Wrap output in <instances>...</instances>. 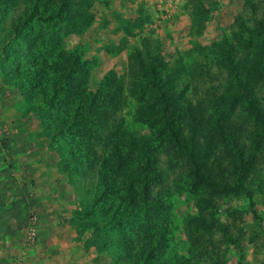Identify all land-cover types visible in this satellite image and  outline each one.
Masks as SVG:
<instances>
[{"label":"rangeland","instance_id":"374dc122","mask_svg":"<svg viewBox=\"0 0 264 264\" xmlns=\"http://www.w3.org/2000/svg\"><path fill=\"white\" fill-rule=\"evenodd\" d=\"M62 2L0 0V264L17 256L27 264H264V132L255 137L259 124L246 111L248 101L264 110V0H72L64 18H27L34 9L56 13ZM229 44L245 62L246 102L224 96L231 88L218 60ZM140 54L160 55L173 72L177 58L184 62L174 102L193 158L156 119H137L129 83ZM73 55L71 86L62 70ZM32 63L36 77L23 71ZM55 71L58 92L48 85ZM117 80L125 102L114 115L125 131L150 137L147 150L161 171L151 188L169 200L119 217L109 192L96 201L115 152L101 127L112 115L111 100L103 103L109 95L87 107ZM81 99L86 108L77 118ZM241 155L252 157L245 177L231 181L242 188L224 189L222 171L237 178ZM196 167L205 181L195 180ZM33 216L37 236L26 243Z\"/></svg>","mask_w":264,"mask_h":264},{"label":"trees","instance_id":"16d2710c","mask_svg":"<svg viewBox=\"0 0 264 264\" xmlns=\"http://www.w3.org/2000/svg\"><path fill=\"white\" fill-rule=\"evenodd\" d=\"M63 1V4L59 6L56 13L52 12L44 15L43 12L34 9L27 15L28 20L33 19L43 22L44 24H49L58 19L64 18L68 11V3H72V0ZM200 20L201 18L199 17L198 21ZM16 23L22 22L19 19ZM17 26L18 24L15 25V27ZM260 31L261 40L264 41V22L260 25ZM237 54L235 46L229 44L218 60L221 69L226 70L228 73L231 91L226 92L224 96L230 103V98L246 102L250 96V91L246 82L248 73L245 72V68L240 66L244 65L245 62L244 60L239 61ZM142 57L143 56L140 54V57L137 59L138 63L135 68H138V71H132L133 67L131 68V83H129V87L132 89V86H134L133 91L137 93V102H139L137 104V119L140 118L142 121H144V117L156 119L159 124L160 131L166 135L170 142H172V145L180 149L181 152H184L187 157L193 158L194 146H192L188 140L185 139L181 132L176 113L177 106L174 102L176 95H181L182 93V87H180L178 81L179 79H184L182 74H186L184 62L177 58L174 63H176L178 70L173 72V70L168 66L169 61L163 57L161 58L160 55L151 54L150 57ZM246 60L249 59L247 58ZM33 65L34 64L32 63L29 70L25 68L23 69L25 74L29 77L32 74H35L36 77V71L34 70ZM77 66V56L75 57L74 55L72 59L63 64L64 70H62V75L65 83H70L69 80L74 77ZM60 73V71H55L54 75L49 76L50 82L48 81V85L50 86V84H52L51 89L55 92L59 91V88L55 89L54 84L58 85L56 80L60 79ZM171 74L174 78H172ZM192 76H194V74L191 75V77ZM185 79L187 78L185 77ZM118 82L121 81L117 80V82L112 86L113 88L110 89L111 91H98L96 95H93V101L91 100L90 105L87 106L90 107L93 106V104L103 101L102 99L104 98V93L108 94L109 97L107 102L103 103H108L109 100H111L107 106V111L112 112L111 118H106L105 115V124L101 127L102 129H106L105 135L113 143L112 146L115 152L113 153L114 155L111 156L109 164L106 165V170L109 171L111 175L106 176L103 174L101 176L100 187L102 192H98L96 201L99 200L101 195H105L109 192L111 195L110 205L111 207L113 205L114 210L112 213L115 217L121 216L123 212L138 215L143 213V211L153 210L161 204L169 203V200L166 199L164 201H160V199L155 196L156 194L153 188H151L153 185L152 183H155L161 176V171L155 164V158L153 159L151 156L152 152L147 150L150 137H146L148 135H136L133 132L125 131L124 128L126 127L123 125V119H119L114 115V111H117L122 102H125L123 87H120ZM28 83H30L29 85H31V87H34L33 85H35L34 82L31 84L30 79H28L27 84ZM72 85L73 84H71V86ZM36 87L38 89V93L41 92L40 94L42 96H46L49 93L48 90L46 92L42 87ZM183 87H185L183 88L184 93L190 89L186 82ZM186 87L188 88L186 89ZM227 95L230 96V98H227ZM83 103L84 101L81 99L76 104L74 108V117L80 118L82 112L85 111L86 106L84 107ZM246 111L249 117L259 124V130L255 134V137H261L264 132V110H261V108L257 105H252V103L248 101ZM225 112L226 111H224V113ZM217 113L218 116L221 111ZM215 125L216 130L220 131L218 129L220 127V123L217 122ZM239 159L240 169L236 172L235 176L237 178L230 179L226 176V172L222 171V176L225 180L224 189L227 187L232 191H237V189L242 188L241 185L233 186L231 181L236 179L241 180L245 177L247 171L246 166L250 165L252 157H248L246 160V158L241 155ZM194 173L195 180L199 182L206 180L203 173H201L200 168L196 167L194 169ZM210 184L213 187H219L218 182H210ZM116 197L119 199L118 203L115 202ZM115 209L118 212H116ZM86 214L88 215L90 213L88 212Z\"/></svg>","mask_w":264,"mask_h":264},{"label":"built area","instance_id":"2783aa9c","mask_svg":"<svg viewBox=\"0 0 264 264\" xmlns=\"http://www.w3.org/2000/svg\"><path fill=\"white\" fill-rule=\"evenodd\" d=\"M37 236V219L35 216L32 217L31 223L28 227L26 236H25V242L26 243H33L35 238ZM2 255L0 251V256ZM12 264H27L26 259L22 256H17L13 258Z\"/></svg>","mask_w":264,"mask_h":264}]
</instances>
